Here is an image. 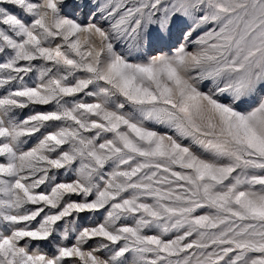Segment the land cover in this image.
Returning <instances> with one entry per match:
<instances>
[{
  "label": "snow or ice",
  "instance_id": "1",
  "mask_svg": "<svg viewBox=\"0 0 264 264\" xmlns=\"http://www.w3.org/2000/svg\"><path fill=\"white\" fill-rule=\"evenodd\" d=\"M0 264H264V0H0Z\"/></svg>",
  "mask_w": 264,
  "mask_h": 264
}]
</instances>
